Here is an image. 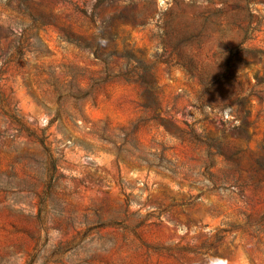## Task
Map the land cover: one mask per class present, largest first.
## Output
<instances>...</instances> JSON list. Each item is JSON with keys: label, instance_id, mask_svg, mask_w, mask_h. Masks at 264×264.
Listing matches in <instances>:
<instances>
[{"label": "rangeland", "instance_id": "374dc122", "mask_svg": "<svg viewBox=\"0 0 264 264\" xmlns=\"http://www.w3.org/2000/svg\"><path fill=\"white\" fill-rule=\"evenodd\" d=\"M0 264H264V0H0Z\"/></svg>", "mask_w": 264, "mask_h": 264}]
</instances>
